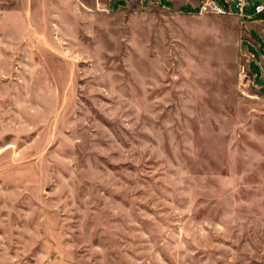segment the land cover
I'll return each instance as SVG.
<instances>
[{"label": "rangeland", "instance_id": "1", "mask_svg": "<svg viewBox=\"0 0 264 264\" xmlns=\"http://www.w3.org/2000/svg\"><path fill=\"white\" fill-rule=\"evenodd\" d=\"M133 5L0 23V264H264L259 69Z\"/></svg>", "mask_w": 264, "mask_h": 264}, {"label": "crops", "instance_id": "2", "mask_svg": "<svg viewBox=\"0 0 264 264\" xmlns=\"http://www.w3.org/2000/svg\"><path fill=\"white\" fill-rule=\"evenodd\" d=\"M151 2L169 14L185 15L200 21L207 19L199 15L200 0H0V23L25 25L34 22L33 18L37 17L41 23L58 24L61 11L74 13L75 8L79 6L121 11L132 8L133 4L139 10L142 5ZM262 3L264 4V1ZM187 8L196 12H187L188 10H184ZM220 20L227 24L225 31L221 32L220 39L227 46V54L231 57H229L230 62L234 63L236 56L241 55L249 71L252 64L259 69L260 83L256 86L258 91L254 96L260 102H264V13L256 15L253 11H249L247 17L243 18L236 12ZM233 88H236L235 85Z\"/></svg>", "mask_w": 264, "mask_h": 264}, {"label": "built area", "instance_id": "3", "mask_svg": "<svg viewBox=\"0 0 264 264\" xmlns=\"http://www.w3.org/2000/svg\"><path fill=\"white\" fill-rule=\"evenodd\" d=\"M249 0H236L235 8L238 10L239 17H242L244 8ZM232 0H225V5L218 0H200L199 14H211L215 16H229L232 14L231 3ZM253 13L258 15L264 13V4L260 3L254 6ZM244 73V70H242Z\"/></svg>", "mask_w": 264, "mask_h": 264}]
</instances>
